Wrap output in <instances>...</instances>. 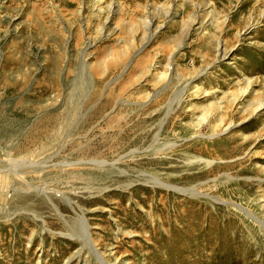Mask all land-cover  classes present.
I'll use <instances>...</instances> for the list:
<instances>
[{
    "label": "rangeland",
    "instance_id": "rangeland-1",
    "mask_svg": "<svg viewBox=\"0 0 264 264\" xmlns=\"http://www.w3.org/2000/svg\"><path fill=\"white\" fill-rule=\"evenodd\" d=\"M263 98L264 0H0V264H264Z\"/></svg>",
    "mask_w": 264,
    "mask_h": 264
},
{
    "label": "bare ground",
    "instance_id": "bare-ground-1",
    "mask_svg": "<svg viewBox=\"0 0 264 264\" xmlns=\"http://www.w3.org/2000/svg\"><path fill=\"white\" fill-rule=\"evenodd\" d=\"M225 20V19H224ZM224 20H223V22H224ZM240 31H241V29L239 28V33L237 32V36H239V34H240ZM215 52H216V56L217 57H220V56H224L225 54H227L226 53V51L223 49V50H221V48H220V46L218 45V46H216V48H215ZM219 55V56H218ZM245 84L243 85V86H240L239 88H238V90L236 91V93H235V95L230 99L231 100V102H236V101H238V100H241V99H243V97L249 92V90H250V88H251V85L253 84V80L251 79V78H249V77H246L245 76ZM198 91V90H197ZM175 99L173 98V99H170V101H169V103H168V105H167V109H168V111L167 112H169V110L171 109V105H172V103H173V101H174ZM253 102V101H252ZM252 102L251 103H249V105H252ZM254 104H253V108H252V111L254 112L256 109H258L259 107H261V106H263L264 105V98L263 99H259V100H255L254 102H253ZM48 125L47 126H54V124L55 123H57V120H56V118H51L49 121H48ZM61 124V123H60ZM263 126H264V124H263ZM51 127V128H52ZM264 129V128H263ZM48 131V129L47 130H45V131H43L41 134H39V135H35V134H32L30 137H31V139H32V141H34V143H40L41 141H39L40 140V138L41 137H44V138H46V137H48V138H50V137H53L52 136V134L51 135H48L49 134V132H47ZM58 131V130H57ZM263 133V132H262ZM44 142H42L41 143V145H40V152L37 154V155H40V153H42V151H44ZM23 149V148H22ZM23 150H25V149H23ZM31 153V152H30ZM30 153H26L27 155L28 154H30ZM34 156V154L31 156V157H33ZM47 158H49V157H47ZM24 159H26V157H23V158H17V159H12L13 161H16V162H22ZM28 161V165H30V166H44V164H42L41 165V163H44V161L42 162L41 160H32V161H30V160H27ZM92 161V160H91ZM83 161H79V162H61V163H55V165H59V167H62L63 168V166H68V165H75V164H81ZM94 162H96L95 160H94ZM25 164V163H24ZM99 164H101V163H99ZM14 165H19V166H25V165H21V164H14ZM54 165V164H53ZM10 169H6V170H1L0 169V172H3V171H9ZM11 170H13V173H15V174H17L18 173V176H20V178H23V176H21L20 174H19V172H17V171H15V169H11ZM44 174H46L45 173V171H43V170H41ZM63 172V171H62ZM23 173V172H22ZM51 173V172H50ZM81 174L80 172H77L76 174ZM72 174V173H71ZM75 174V175H76ZM7 175L9 176V177H11L12 178V174H10V173H8L7 172ZM46 175H48V173L46 174ZM74 174H73V176H75ZM47 177V176H46ZM85 180V179H84ZM87 180V179H86ZM264 191V190H263ZM262 190H261V192H260V194H259V198H263L264 197V192H263ZM79 221H80V223L82 224V228H83V230H85V235L87 236V238H88V235H87V227L85 226V223H84V221H83V219H81V218H79ZM86 236H85V238H86ZM88 240V239H87ZM86 241V240H85ZM66 263V262H65Z\"/></svg>",
    "mask_w": 264,
    "mask_h": 264
},
{
    "label": "water",
    "instance_id": "water-1",
    "mask_svg": "<svg viewBox=\"0 0 264 264\" xmlns=\"http://www.w3.org/2000/svg\"><path fill=\"white\" fill-rule=\"evenodd\" d=\"M128 64H129V61H127V63L125 64L123 70L127 67ZM123 70H122V71H123Z\"/></svg>",
    "mask_w": 264,
    "mask_h": 264
}]
</instances>
